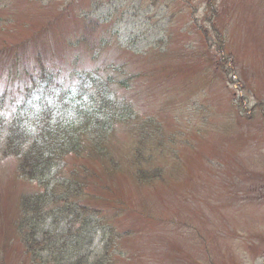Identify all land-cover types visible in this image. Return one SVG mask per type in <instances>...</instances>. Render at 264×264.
<instances>
[{
	"label": "rangeland",
	"instance_id": "obj_1",
	"mask_svg": "<svg viewBox=\"0 0 264 264\" xmlns=\"http://www.w3.org/2000/svg\"><path fill=\"white\" fill-rule=\"evenodd\" d=\"M80 12L97 22L95 35L75 19ZM89 34L97 63L86 60L80 40L90 41ZM2 50L0 76L13 69L14 56L21 66L40 54L48 69L67 63L71 83L69 69L81 57L78 64L92 70L117 65L127 83L122 92L136 119L78 199L100 210L93 256L104 253V264H261L264 0H0ZM141 127L148 132L143 144ZM132 141H140L141 159L128 153ZM66 163L63 189L83 186L87 163ZM132 168L162 175L135 182ZM107 185L103 202L90 200ZM32 190L16 177V160L0 158V264H28L14 223L20 196Z\"/></svg>",
	"mask_w": 264,
	"mask_h": 264
},
{
	"label": "trees",
	"instance_id": "obj_2",
	"mask_svg": "<svg viewBox=\"0 0 264 264\" xmlns=\"http://www.w3.org/2000/svg\"><path fill=\"white\" fill-rule=\"evenodd\" d=\"M86 17L83 12L75 15L95 35L97 22ZM80 40L85 45L84 52L88 50L86 60L97 63L100 52L92 36L89 34L90 41ZM106 42L103 39L99 47L106 46ZM116 42L121 44L118 37ZM69 44L77 45V39ZM4 50L9 52L7 47ZM5 51H0V57ZM18 60L14 56L15 66L0 81V96L10 99L8 110L0 101V155L14 158L17 178L33 186L18 200L16 242L28 264H104V253L93 256L90 251L95 240L93 220L100 210L81 205L78 199L85 195L88 180H97V174L107 165V149L118 146L122 129L136 119L132 104L122 92L127 83L115 74L117 65H111V70H92L88 69L91 66L78 64L82 57L75 58L69 69L76 71L72 83L66 77L59 78L68 71L67 63L58 64L55 71L47 68L40 54L21 66L16 65ZM140 130L145 138L146 128ZM139 147L140 141H132L128 150L136 160L141 159ZM67 158L78 167L87 163L80 175L83 186L74 182L63 189L60 175L67 167ZM136 162L129 160L126 165ZM109 164L113 169L118 165L113 158ZM132 169L133 180L144 184L162 175L158 170L152 175L145 169ZM96 184L92 182L95 188ZM109 189L107 185L100 189L101 193H89L90 200L103 202Z\"/></svg>",
	"mask_w": 264,
	"mask_h": 264
}]
</instances>
